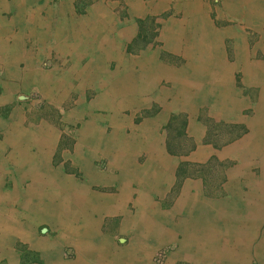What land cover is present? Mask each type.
Returning a JSON list of instances; mask_svg holds the SVG:
<instances>
[{
  "label": "rangeland",
  "instance_id": "374dc122",
  "mask_svg": "<svg viewBox=\"0 0 264 264\" xmlns=\"http://www.w3.org/2000/svg\"><path fill=\"white\" fill-rule=\"evenodd\" d=\"M173 1L2 0V17L6 21L14 18L15 29L37 33L33 30L41 27L47 46L46 53L42 52L45 70L51 69L52 65L60 69L84 65L89 60V74L82 78L84 80H71L73 91L66 94L61 106L46 101L37 91L21 95L26 97L24 103L31 107L30 112H34V120L48 124L43 132L36 133L34 128L29 130L36 136L55 134L56 158L63 166L74 169L90 166L107 173L111 157L107 158V154L113 149L122 145L125 150L145 153L151 146L143 138L131 143L133 138L124 141L123 137L135 135L141 138L145 130L142 124L155 117L161 118L158 144L164 146L175 164L168 175L164 171V205L158 208L164 210L166 218L177 214L188 217L191 211L185 207L187 200L183 192L199 189L202 198L199 208L206 210L201 214L210 217V221L202 219L200 226L204 229L201 234L214 237L216 242L212 243L217 249L228 248L229 223L242 222L249 230L253 226L251 222L256 220L247 264H264V257L256 253L255 248L262 244L264 232V47L256 46L257 34L250 25L243 40L231 36L228 29L239 22L248 24L250 17L242 13H233L232 17L224 15L222 0ZM37 6V13L26 15L27 9ZM81 23L86 25L85 36H81ZM214 33H217L216 49L212 42ZM76 39L93 47L89 56L78 61L79 53L72 58L59 55V49L65 46L68 49ZM55 44L56 47L49 48ZM98 62H102L101 65ZM78 82L83 83L81 91ZM1 139L2 136L0 150L7 151L9 147L2 146ZM236 143L238 147L234 148ZM228 147L233 148V152L225 155L224 150ZM200 148L214 152H204L201 155L206 154V157L191 159ZM4 162L5 159L0 158V167H6ZM9 177L7 173L0 174V183L4 181L0 184L3 194L11 191ZM6 203L0 205V211L5 208L4 212L15 210L14 223L9 226L17 227L18 213L22 215L24 210L25 234H33L31 238L12 240L10 255H0V264H48V254L42 256L41 251L29 248L35 238L40 243L46 241L45 249L55 238L46 220L47 214H34L20 204L7 206ZM256 205L258 210H255ZM197 206L194 207L197 209ZM128 210L129 214L137 211L133 207ZM233 210L236 212L232 214ZM123 221L124 215L113 217L111 225L105 229L106 234H109L107 229L113 232L109 236L118 250L132 242V235L125 234L124 229L120 231ZM4 225L0 223V230ZM233 227V230L238 229ZM42 229L47 231L42 233ZM238 231V234L243 233ZM216 232L226 238H215ZM120 239L123 240L121 243ZM182 240L180 235L177 244L154 243L151 264H167ZM62 255L67 261L75 258L72 248L68 247ZM183 259L179 257L175 264H194L191 259Z\"/></svg>",
  "mask_w": 264,
  "mask_h": 264
},
{
  "label": "crops",
  "instance_id": "0c3cea01",
  "mask_svg": "<svg viewBox=\"0 0 264 264\" xmlns=\"http://www.w3.org/2000/svg\"><path fill=\"white\" fill-rule=\"evenodd\" d=\"M167 1L171 3L173 0ZM177 1L180 3L184 0H175V3ZM222 2L224 3V15L232 17L233 13L237 15L242 13L244 16L250 17L248 24L239 22L233 26L234 28L228 29L232 33L231 36L243 40L245 30L250 25L254 33L257 34L256 46L264 47V0H222ZM3 4L0 0V136H2V146L9 147V149L8 152L0 150V158L5 159L4 164H6V167H0V174L7 173L10 176L12 188H10L9 194L0 193V205L5 206L6 202H9V204L6 203L7 206L17 203L24 209L33 211L34 214H47V220L52 227L51 232L55 233V238L49 242L50 245L46 249V241L40 243V241H36L37 238L32 244H29V248L41 251L42 256L48 254V264H143L141 259L136 258L137 253L141 252L151 259L154 243L160 245L165 242H176L177 244L181 235L183 240L178 249L180 251L184 238L198 232L201 229L202 219L209 220L210 217L204 218L203 215H198V210H192V212L188 211L190 212L188 217L177 214L166 218L164 210L158 208L159 205H164V171L168 175L175 164L174 158L164 151V146L158 144L160 143L158 128L160 123H163L161 118L155 117L151 121L144 122L142 125L145 130L141 138L135 135L131 138L123 137L124 141L133 138L134 141H130L131 143H135V139L143 138L146 144L148 142L151 145L145 153L138 152V150H125L122 145L113 149L107 154L108 156L105 151L102 152L107 158L109 155L111 156L109 158L110 169L107 173L90 166L75 169L63 166L62 161L56 158L55 134L53 136H47V134L36 136L37 132H43V128H48V124L44 121L34 120V112H30L31 107L26 104L27 102L24 103L26 97L21 95L37 91L46 101L61 106L65 101L66 94L73 91L71 80L87 77L89 60L84 65H70L66 69L52 65L51 69L45 70L42 56L46 53L47 46L43 39L44 36L41 35V27L33 30L37 33L27 32L24 29L18 31L15 29L14 18L6 21L2 17ZM38 7L27 9L26 15L31 13L34 15L33 12L37 13ZM230 20L235 19L230 18ZM85 28V23H81L79 26L80 31H83L81 36L86 35ZM216 34L214 33L212 37L215 49L218 47ZM53 47H56V44L49 46V48ZM90 48L85 41L76 39L74 44L68 46V49L62 47L61 52L60 50L57 52L61 56L66 53L65 56L69 58L77 56L79 53L78 61H81L83 57L88 56ZM212 54H215V51ZM82 88L83 83L81 82L78 84V89L81 91ZM156 120L157 122H155ZM31 128H34L36 133L30 131ZM46 131L48 132V130ZM233 147H238L237 143ZM34 148L36 150H33ZM211 151L200 148L192 154L191 159L196 160L204 152L210 154L214 152L211 153ZM232 152L233 148L230 150L228 147L224 150L225 155ZM202 157H206V154H203ZM79 159L82 158L79 157ZM85 164H88L87 161ZM0 184L3 185L4 181ZM105 187H107L106 190ZM104 190L108 193H105ZM198 190L183 192L184 199L187 200L185 205L194 207L198 204L199 206L202 198ZM129 207H133L137 211L129 214ZM5 210L6 208L0 211V223L5 224L4 230H0V254L2 256L9 254V248L13 244L12 240L18 238V240H22L28 236L31 238L33 234L28 233V236L25 234L26 226L22 220L25 219L23 209L22 215L19 212L17 227L12 228L9 223H14L13 212L15 210L7 209L8 211L4 212ZM153 214L154 216H152ZM121 215H124V221L120 231L124 229L125 234L132 235V242L128 247L118 250L113 245V238L109 236L113 232L107 229L109 234H106L105 229L108 224L111 225L113 217ZM150 218L152 219L150 220ZM184 223L187 225L185 226ZM214 235L215 238L225 237V235H218L217 232ZM118 241L121 243L123 240ZM230 245L228 248L233 251ZM66 247L72 248L75 254L73 261L63 259L62 251ZM106 248H109L107 252L113 256L104 257ZM213 248L216 254L226 255V257L223 261L218 259L212 264H238L233 262L232 257L235 254L227 246L226 248L222 246L220 249H217L216 246ZM114 252L118 254V258H114ZM128 252L134 253L133 261L120 258L121 254ZM242 253H247L246 249ZM227 255L231 257L227 258ZM172 257L167 264H175L179 259L178 257L172 262Z\"/></svg>",
  "mask_w": 264,
  "mask_h": 264
},
{
  "label": "bare ground",
  "instance_id": "6f19581e",
  "mask_svg": "<svg viewBox=\"0 0 264 264\" xmlns=\"http://www.w3.org/2000/svg\"><path fill=\"white\" fill-rule=\"evenodd\" d=\"M174 2V1H173ZM159 6V5H158ZM17 14V13H16ZM60 25V24H59ZM84 28V27H83ZM89 30V29H88ZM93 31V30H92ZM82 33H83V31H82ZM85 33V32H84ZM118 33V32H117ZM120 34V33H119ZM82 35V34H81ZM193 35V34H192ZM91 36V35H90ZM89 36V37H90ZM98 36V35H97ZM86 38V37H85ZM84 38V39H85ZM83 39V38H82ZM179 39V38H178ZM201 39V38H200ZM181 40V39H180ZM76 41V40H75ZM97 41V40H96ZM191 41V40H190ZM92 42V41H91ZM95 42V41H94ZM93 42V43H94ZM101 42H103V41H101ZM118 42V41H117ZM116 42V43H117ZM77 43H80V42H77ZM83 43V42H82ZM92 43V44H93ZM70 44V43H69ZM73 44V43H72ZM86 44H89V43H86ZM98 44V43H97ZM100 44V43H99ZM115 44V43H114ZM66 45V44H65ZM77 45V44H76ZM84 45V44H83ZM104 45H106V44H104ZM117 45V44H116ZM68 46V45H67ZM81 46V45H80ZM66 47V46H65ZM73 47V46H72ZM86 47V46H85ZM99 47V46H98ZM97 47V48H98ZM77 48V47H76ZM91 48H93V47H91ZM64 49V48H63ZM60 50V49H59ZM63 51V50H62ZM69 51V50H68ZM93 51V50H92ZM110 51H112V50H110ZM60 52H61V50H60ZM106 52V51H105ZM64 53V52H63ZM69 53V52H68ZM113 53V52H112ZM65 55H66V53H64ZM98 54H100L99 52H98ZM80 56V55H79ZM89 56V55H88ZM93 56V55H92ZM112 56V55H111ZM114 57V56H113ZM80 58V57H79ZM104 58V57H103ZM110 59V58H109ZM102 61V60H101ZM86 62H87V60H86ZM124 62V61H123ZM188 62V61H187ZM98 63H100V62H98ZM97 63V64H98ZM102 63V62H101ZM101 63H100V65H101ZM127 63V62H126ZM133 63V62H132ZM153 63V62H152ZM130 65V64H129ZM135 65V64H134ZM134 65H132V67L134 66ZM143 65V64H142ZM104 66V65H103ZM136 66V65H135ZM141 66V65H140ZM139 66V67H140ZM117 67V66H116ZM129 67V66H128ZM101 68H103V67H101ZM106 68H107V66H106ZM118 68V67H117ZM130 69V68H129ZM128 69V70H129ZM138 69V68H137ZM91 70V69H90ZM101 70V69H100ZM103 70V69H102ZM122 71V70H121ZM130 71H132V70H130ZM123 72V71H122ZM115 73V72H114ZM132 73H133V71H132ZM87 74H89V73H87ZM128 74V73H127ZM92 75V74H91ZM112 75H114V74H112ZM127 76V75H126ZM86 77V76H85ZM84 77V78H85ZM90 77V76H89ZM107 77V76H106ZM136 77V76H135ZM105 78V77H104ZM118 78V77H117ZM159 78V77H158ZM215 78V77H214ZM82 79V78H81ZM82 80H84V79H82ZM88 80H90V79H88ZM92 80V79H91ZM109 81V80H108ZM123 81V80H122ZM156 81V80H155ZM88 82H90V81H88ZM95 82V81H94ZM99 82H100V80H99ZM107 82V81H106ZM79 83V82H78ZM91 83V82H90ZM102 83H104V82H102ZM149 83V82H148ZM247 83V82H246ZM97 84H99L100 85V83H97ZM95 85H96V83H95ZM187 85V84H186ZM146 87H148V86H146ZM189 87L191 88V86H190V83H189ZM97 88V87H96ZM100 88V90H101V87H99ZM105 89V88H104ZM96 91V90H95ZM106 91V90H105ZM104 92V91H103ZM111 92V91H110ZM182 92V91H181ZM135 93H137L136 91H135ZM98 94H100V93H98ZM98 94H97V96H98ZM181 94V93H180ZM135 95V94H134ZM182 95H184V94H182ZM144 96V95H143ZM162 96V95H161ZM57 98V97H56ZM101 98V97H100ZM108 98V97H107ZM102 99V98H101ZM109 99V98H108ZM111 99V98H110ZM134 100V99H133ZM100 101H102V100H100ZM119 101V100H118ZM117 101V102H118ZM94 102V101H93ZM99 102V101H98ZM115 102V101H114ZM121 102V101H120ZM174 102V101H173ZM64 103V102H63ZM103 103V102H102ZM101 103V104H102ZM107 103V102H106ZM116 104V103H115ZM227 104V103H226ZM229 104V103H228ZM92 105V104H91ZM94 105V104H93ZM104 105V104H103ZM121 105H122V102H121ZM117 107V106H116ZM93 108H94V106H93ZM87 109V108H86ZM95 109V108H94ZM102 110H104L103 108H102ZM108 111H109V109H108ZM115 112V111H114ZM122 112V111H121ZM102 113H104V112H102ZM110 113V112H109ZM117 113V112H116ZM107 114V113H106ZM114 114V113H113ZM90 115V114H89ZM111 115V114H110ZM109 115V116H110ZM111 117V116H110ZM120 117V116H119ZM112 118V117H111ZM113 118H114V116H113ZM112 118V119H113ZM116 119V118H115ZM114 121V120H113ZM109 122V121H108ZM111 122V121H110ZM258 127V126H257ZM88 130V129H87ZM121 130V129H120ZM86 131V130H85ZM90 132H92V131H90ZM121 133V132H120ZM119 133V134H120ZM80 134V133H79ZM83 134V133H82ZM94 134V133H93ZM118 134V133H117ZM85 135V134H84ZM86 135H87V133H86ZM92 135V134H91ZM90 136L88 135V138H89ZM81 138V137H80ZM83 138H87V136L86 137H83ZM82 139V138H81ZM84 141V140H83ZM80 142V141H79ZM90 142V141H89ZM97 142H98V140H97ZM87 144V143H86ZM125 145V144H124ZM97 145H95V147H96ZM158 148V147H157ZM118 150V149H117ZM122 151V150H121ZM86 152V151H85ZM131 154V153H130ZM199 156V155H198ZM235 157V156H234ZM8 164V163H7ZM161 179V178H160ZM0 181H1V179H0ZM46 187V186H45ZM189 189V188H188ZM257 190V189H256ZM15 192V191H14ZM13 192V193H14ZM0 193H2V192H0ZM3 194V193H2ZM93 195V194H92ZM34 196V195H33ZM30 198V197H29ZM112 198V197H111ZM192 199V198H191ZM7 200V199H6ZM16 200V199H15ZM14 200V201H15ZM201 200V199H200ZM250 200V199H249ZM90 201H92V200H90ZM184 200H182V202H183ZM3 204V203H2ZM8 204H9V202H8ZM12 204V203H11ZM184 204V203H183ZM17 205V204H16ZM182 205V204H181ZM189 205V204H188ZM197 205V204H196ZM250 205V204H249ZM260 205V204H259ZM13 206V205H12ZM91 206H92V204H91ZM184 206V205H183ZM201 205L199 204V206H197V209L195 208V207H193L192 205H189V206H187V205H185V207H188V211H191L192 212V210L194 209V210H198V215H204V214H201V212L202 211H204V213H206V210H204L203 208H199ZM148 207V206H147ZM189 207H191V210H190V208ZM239 207V206H238ZM248 207V206H247ZM18 208V207H17ZM37 208V207H36ZM90 208V207H89ZM242 208V207H241ZM249 208V207H248ZM96 209V208H95ZM144 209H146V208H144ZM153 209V208H152ZM221 209V208H220ZM263 209V208H262ZM37 210H41V209H37ZM255 210H258V205H256L255 206ZM12 211V210H11ZM14 211V210H13ZM144 212H145V210H143ZM157 211V210H156ZM241 211V210H240ZM195 212V211H194ZM232 212V214H233V212H236V210H233V211H231ZM243 212V211H242ZM253 212V211H252ZM138 213V212H137ZM143 213V212H142ZM147 213V212H146ZM151 213H152V211H151ZM154 213V212H153ZM176 213V212H175ZM244 213V212H243ZM259 213H261L260 212V210H259ZM19 214V213H18ZM139 214V213H138ZM137 214V215H138ZM150 214V213H149ZM194 214V213H193ZM247 214V213H246ZM252 214V213H251ZM11 215V214H10ZM50 215V214H49ZM57 215V214H56ZM55 215V216H56ZM147 215V214H146ZM259 215H261V214H259ZM17 216V215H16ZM86 216V215H85ZM148 216V215H147ZM151 216V215H150ZM152 216H154V214L152 215ZM191 216H193L192 215V213H191ZM197 216V215H196ZM247 216V215H246ZM245 216V217H246ZM252 216H253V214H252ZM41 217V216H40ZM52 217V216H51ZM149 217V216H148ZM146 218V217H145ZM144 218V219H145ZM205 218V217H204ZM249 218H251L252 220H253V218L252 217H250L249 216ZM11 219H12V216H11ZM48 219V218H47ZM46 219V220H47ZM147 219V218H146ZM145 219V220H146ZM152 218H150V220H151ZM14 220H16V219H14ZM156 220V219H155ZM242 220V219H241ZM244 220V219H243ZM259 220V219H258ZM257 220V221H258ZM9 221H11L10 219H9ZM149 221V220H148ZM237 221V220H236ZM256 221V220H255ZM255 221H252L251 222V225H253V226H251L250 227V229L248 230L247 229V226L245 225V224H243L242 222H240L239 223V221L237 222V223H229L230 225L229 226H231V231L229 232L230 234H231V238H228L229 239V241H227L229 244H231L230 246H232V248H233V254H235L233 257H232V259H233V262L234 263H238V264H246L247 263V256H248V254H249V252H247L248 251V249H249V247H250V245H251V242L253 241V237H254V229L255 228H252V227H254L255 226V224H256V222ZM260 221H261V219H260ZM263 221V220H262ZM17 222V221H16ZM134 222H136V221H134ZM145 222H147V221H145ZM18 223V222H17ZM20 224V223H19ZM154 224V223H153ZM158 224V223H157ZM21 226V225H20ZM19 226V227H20ZM23 226V225H22ZM233 226H236V227H238V229L237 230H233ZM4 227V226H3ZM202 227V226H201ZM21 228V227H20ZM22 229V228H21ZM203 229L204 228H201V229H199L198 230V232H195V233H193V235L192 234H190V235H188L186 238H184V241H183V245H182V249L180 250V251H178L173 257H172V262L176 259V258H178V257H183V258H185V260L186 259H191L192 260V262H194V263H200V264H209V263H214V262H216L218 259L219 260H224L225 259V257H226V255H219V254H216L215 253V250H214V244L212 243V242H216V241H214V237H211V236H209V235H207V236H204V235H202L201 233L203 232ZM209 229V228H208ZM241 230V232H243V233H240V234H238V230ZM2 230H4V229H2ZM23 230V229H22ZM20 231V230H19ZM205 231V230H204ZM210 231L212 232V234H213V231L210 229ZM245 231V232H244ZM4 232H6V231H4ZM207 232V231H206ZM8 233V232H7ZM6 233V234H7ZM10 234V233H9ZM12 234V233H11ZM208 234V233H207ZM215 234V233H214ZM238 234V235H237ZM165 235V234H164ZM219 235V234H218ZM5 236V235H4ZM21 236V235H20ZM224 236V235H223ZM236 236H238L237 238H236ZM166 237V236H165ZM5 238V237H4ZM17 238V237H16ZM226 238V237H225ZM19 239V238H18ZM158 240H161L160 238H157ZM1 241V240H0ZM1 243V242H0ZM166 243V242H165ZM260 243H262V244H258L257 245V247H255L256 248V253H259V255L261 254L262 255V257H264V232H263V238H262V240L260 241ZM216 244V243H215ZM224 244V243H223ZM143 245V244H142ZM8 246V245H7ZM252 246V245H251ZM4 248V247H3ZM225 248H226V246H225ZM10 249V248H9ZM8 249V250H9ZM100 249V248H99ZM219 249H220V247H219ZM246 249V252L247 253H242L244 250ZM109 250V248L107 249H105V255H104V257L105 258H107L108 256H113V254H110V253H108L107 251ZM140 251V250H139ZM104 252V251H103ZM216 252H217V250H216ZM115 253V252H114ZM220 253V252H219ZM240 253V254H239ZM5 254H6V252H5ZM101 254H104V253H101ZM140 254V255H139ZM139 254L137 253V255H136V258H138V259H141L142 261H143V264H149V262H150V259L148 258V257H146V256H144L145 254H143V253H141V252H139ZM1 255V254H0ZM10 255V254H9ZM118 258L119 256H118V254H116L115 253V256H114V258ZM134 257H135V255H134V253H131V252H128V253H124V254H121L120 255V258H123V259H127V260H131V261H133L134 260ZM231 256H228L227 255V258H230ZM96 258V257H95ZM109 258V257H108ZM100 259V258H99ZM103 260V259H102ZM105 260V259H104ZM184 260V259H183ZM184 260V261H185ZM103 263V262H102ZM134 263V262H133ZM122 264V263H121ZM125 264V263H124ZM141 264V263H140Z\"/></svg>",
  "mask_w": 264,
  "mask_h": 264
},
{
  "label": "water",
  "instance_id": "95a60500",
  "mask_svg": "<svg viewBox=\"0 0 264 264\" xmlns=\"http://www.w3.org/2000/svg\"><path fill=\"white\" fill-rule=\"evenodd\" d=\"M46 231H47L46 229H42V231H41V232H42V233H45Z\"/></svg>",
  "mask_w": 264,
  "mask_h": 264
}]
</instances>
